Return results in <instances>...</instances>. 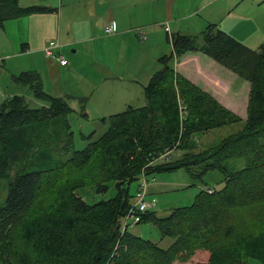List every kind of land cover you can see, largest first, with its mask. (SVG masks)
Returning a JSON list of instances; mask_svg holds the SVG:
<instances>
[{"label": "trees", "instance_id": "16d2710c", "mask_svg": "<svg viewBox=\"0 0 264 264\" xmlns=\"http://www.w3.org/2000/svg\"><path fill=\"white\" fill-rule=\"evenodd\" d=\"M50 9L23 7L20 0H0V25ZM171 55L160 58L161 69L144 87L146 104L103 118L106 131L82 134L84 149L75 147L68 117L73 110L65 97L43 88L38 72L15 77L34 97L45 102L32 108L24 96L0 106V181L9 194L0 206V264H248L264 263V42L253 50L217 24L198 36H170ZM202 53L251 85L243 128L205 150L196 151L194 137L242 122L213 95L175 70L176 59ZM167 151L175 152L158 162ZM243 159L234 170L230 160ZM186 170L198 181L209 171L224 177V186L202 190L194 202L168 216L143 214L168 248L122 230L130 215L132 183L141 175ZM116 196L87 203L79 190L94 187Z\"/></svg>", "mask_w": 264, "mask_h": 264}, {"label": "crops", "instance_id": "0c3cea01", "mask_svg": "<svg viewBox=\"0 0 264 264\" xmlns=\"http://www.w3.org/2000/svg\"><path fill=\"white\" fill-rule=\"evenodd\" d=\"M217 2L20 0L23 7L42 6L50 10L0 25L1 73L15 78L22 73L35 71L41 76L44 90L52 96L76 99L91 95L103 98L106 106L118 104L130 107L129 98L144 91L151 77L161 69L160 58L173 53L171 35L183 33L198 36L209 24L218 25L214 20V14L220 10L215 7ZM206 11L208 13L201 16ZM108 24L116 27L112 35L105 34ZM167 24L175 26L174 33L166 31ZM218 26L231 33L225 26ZM141 33L147 36L143 41ZM55 40L60 42L61 47L54 52L68 61L66 66L46 56L44 49ZM13 61L16 62L15 67H12ZM175 61L178 73L219 102L217 96L221 95L222 90L231 91L230 84H225V74L217 67L216 61L207 55L186 53ZM21 88L26 93L31 90L25 85ZM11 93L7 98L15 95L34 98L33 93L25 94L19 87H15ZM245 105L248 108L247 102Z\"/></svg>", "mask_w": 264, "mask_h": 264}, {"label": "rangeland", "instance_id": "374dc122", "mask_svg": "<svg viewBox=\"0 0 264 264\" xmlns=\"http://www.w3.org/2000/svg\"><path fill=\"white\" fill-rule=\"evenodd\" d=\"M215 7L218 9L220 8V10L214 14V20L218 25L225 26L227 30L231 32L229 34L237 38L243 44H246L253 50H258L260 45L264 42V0H218ZM207 13L208 12L206 11L201 14V16H205ZM194 22H198V20H195ZM165 27H167V32L170 31L174 33V25L170 27L169 24H167ZM220 29L223 30L222 28ZM162 32L165 37H167L164 27H162ZM55 42L61 47L58 40H55ZM12 63V67H15L16 62L13 61ZM216 65L225 74V84L227 83V85L230 84L231 86V91L222 90L220 92L221 95L217 97L226 107L232 109L237 115L242 117L243 121L212 129L207 133L197 134L194 137V141L197 145L196 151L205 150L218 144L224 138L237 133L243 128L247 118V105H245V103H248L249 89L251 87L250 83L219 63ZM1 72L2 69L0 68V73ZM0 77V106L7 96L12 94L11 92L15 87H19L20 91L25 92V94H32L31 90H27L28 93H26V90H22L21 86L23 85L19 84L11 75H8L7 73H3L2 75L1 73ZM86 96L88 97L67 99L69 106L73 110V113L68 117V121L75 134V147L78 150L84 149L88 144L87 141H84L81 138L82 134L90 135L95 133V138L100 137L106 131L107 127V125L102 123V119H109L112 115L122 113L129 108L119 106L118 104L106 106L103 98L91 97V95ZM24 97L32 108H41L46 105L45 102L35 97L33 98V96L32 98L27 97L26 95ZM129 100L130 107L137 108L144 106L146 104L144 91L132 95ZM173 154L174 157L180 156V154L176 155L175 152H172L171 156ZM167 160L168 159L162 158L159 159L158 162H164ZM229 164L234 170H240L244 167L245 162L243 159H235L230 160ZM145 181L148 188L146 199L151 202H153V200L156 201L155 206L151 207L150 211L155 212L160 217L168 216L175 208L192 204L196 196L202 190L207 191V189H213L215 191L224 186V177L217 170L209 171L204 177V181L193 179L184 169L171 173L147 176ZM141 183L142 181L138 180L131 185V194L134 196L133 205L136 202V196ZM8 194V181H0V206L4 204ZM79 194L89 204L109 200L116 196L115 183H112L107 193L100 194L97 193L94 187H87L79 190ZM140 222L136 223L130 217L127 223L123 222L122 227L123 229L128 228L129 232L145 240L159 243L163 248H168L172 244L173 240L170 238L162 240L161 232L154 223ZM200 253V256H202L200 259L199 256L196 255L190 262L182 263L177 261L175 264H197L199 261H203L205 258L204 255H206L204 251H201ZM247 262L248 264H264L256 258H248Z\"/></svg>", "mask_w": 264, "mask_h": 264}, {"label": "built area", "instance_id": "2783aa9c", "mask_svg": "<svg viewBox=\"0 0 264 264\" xmlns=\"http://www.w3.org/2000/svg\"><path fill=\"white\" fill-rule=\"evenodd\" d=\"M115 32H116V27L114 24H108L105 27V34L112 35ZM140 38L142 40H145L147 38V36L145 33H141ZM59 47L60 46L57 42L51 41L49 43V45L45 48L46 56L50 57V58H56L57 60H59V62L61 63L62 66H66V65H68V61L64 57L57 55L54 52V50H56ZM1 61H2V57L0 56V63H1ZM171 154H172L171 151H167L160 158H158V160L162 159V158L169 159L171 157ZM146 177L147 176L145 174L141 175L140 180L142 181V183L139 186V191H138V194L136 196V202L134 203V206L132 208L130 215L127 216L125 219H123L122 225H123V222L127 223L128 219L130 217L134 220V222L139 223L142 220L143 214L150 211L151 207L155 206V204H156L155 200H153V202H151V201H148L146 199L147 190H148L147 185H146V181H145ZM207 192L208 193H214V190L213 189H207ZM122 230L124 231L126 229L125 228L123 229V227H122Z\"/></svg>", "mask_w": 264, "mask_h": 264}, {"label": "bare ground", "instance_id": "6f19581e", "mask_svg": "<svg viewBox=\"0 0 264 264\" xmlns=\"http://www.w3.org/2000/svg\"><path fill=\"white\" fill-rule=\"evenodd\" d=\"M1 56V55H0ZM2 60H3V58H2Z\"/></svg>", "mask_w": 264, "mask_h": 264}]
</instances>
